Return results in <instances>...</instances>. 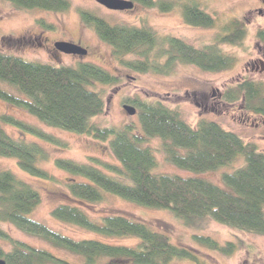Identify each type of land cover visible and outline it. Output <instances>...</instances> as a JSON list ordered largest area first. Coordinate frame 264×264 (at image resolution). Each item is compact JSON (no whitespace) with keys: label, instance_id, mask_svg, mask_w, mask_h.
Listing matches in <instances>:
<instances>
[{"label":"trees","instance_id":"obj_1","mask_svg":"<svg viewBox=\"0 0 264 264\" xmlns=\"http://www.w3.org/2000/svg\"><path fill=\"white\" fill-rule=\"evenodd\" d=\"M20 9L40 8L65 11L69 0H7ZM144 7L170 11L180 0H132ZM182 15L193 26L214 27L216 20L195 0H182ZM85 22L106 41L121 65L139 72L170 74L177 63L194 64L203 70L221 71L235 63L224 54L222 45H242L247 37L246 22L234 18L224 25L223 34L202 48L168 35L159 45V35L150 27L112 24L102 16L81 10ZM41 24H47L40 21ZM264 42V28L256 32ZM136 59L127 58L129 55ZM117 75L90 61L77 65H54L30 61L0 50V98L22 108L49 126L106 141L117 161L90 156L87 161L57 157L55 165L71 175L66 182L72 197L83 202L103 201L106 192L137 204L168 210L185 224L195 226L206 218L264 235V152L256 143L225 129L215 120L202 118L196 127L187 123L176 108L160 100H127L139 111V122L122 126H102L94 118L106 110V102L94 84H115ZM6 84L19 94L5 88ZM230 102L243 101L245 109L264 117V86L244 78L225 90ZM3 124L13 126L38 139L58 145L64 140L41 126L10 113L0 114V156L17 159L18 166L33 176L55 179L40 162L50 158L46 147L36 139L14 137ZM139 127V132L136 128ZM158 138L166 161L194 174L217 170L243 159L232 171H224L222 183L200 175H182L156 170L157 151L147 144ZM41 194L10 169L0 167V224L9 222L19 229L41 237L53 246L78 257L68 260L54 252L9 238L0 227V238L12 243L10 250L0 244V259L6 264H169L189 259L204 264L188 248L174 244L170 236L144 221L123 214H108L93 219L81 205L60 203L52 216L78 225L102 237H133V244L102 238L76 239L49 227L29 214L41 202ZM200 244L224 255H231L238 244H220L209 235L196 234Z\"/></svg>","mask_w":264,"mask_h":264},{"label":"rangeland","instance_id":"obj_2","mask_svg":"<svg viewBox=\"0 0 264 264\" xmlns=\"http://www.w3.org/2000/svg\"><path fill=\"white\" fill-rule=\"evenodd\" d=\"M69 1L71 7L68 10L49 11L40 8L20 9L7 0H0V50L30 61L54 65H77L80 62L90 61L117 75L119 81L115 84H94V88L102 92L106 102L105 112L94 118L99 125L138 124V108L127 100L129 98L160 100L167 106L178 109L181 117L191 126L196 127L202 118L215 120L225 129L239 134L246 142L256 143L264 152V117L245 109L243 101L230 102L225 98V90L244 78H251L264 86V42L256 37L257 30L264 28V0H195L214 17L216 20L214 27L188 24L182 15L180 6L182 0L179 1L180 5L177 3L178 6L170 11H162L158 7H144L136 2L132 8L110 9L96 0ZM81 10L91 11L112 24L150 27L160 36V46L165 45L164 37L172 35L202 48L215 41L219 34H223L224 25L234 18L246 22L248 33L241 46L222 45V52L235 58V63L228 69L213 72L203 70L194 64L179 62L174 67V72L170 74L139 72L119 63L112 47L85 22ZM41 20L47 26L41 24ZM58 41L76 43L86 48L88 52L87 54L66 53L55 46ZM137 57L133 54L127 58ZM2 85L19 94L15 88ZM125 104L135 106L136 113L130 114L125 109ZM2 113H10L35 123L66 142V145L46 142L13 126L3 124L6 131L14 137L38 140L50 154V158L40 162L39 165L49 170L55 179L33 176L18 166L16 158L0 156L1 168L12 170L41 194V202L29 214L30 217L76 239L99 237L113 243H135L136 238L133 237H102L98 233L52 216V210L60 203L78 204L96 220L117 213L144 221L154 229L167 233L174 244L195 252L204 264H264L263 234L225 225L211 218H206L195 226L187 225L168 210L143 206L110 192H106L105 199L97 203L75 199L66 186L71 175L57 167L54 160L62 157L85 162L90 156H97L106 161L116 162L117 159L109 143L89 135L49 126L26 110L0 98V114ZM138 130L139 127L136 128L137 132L140 131ZM147 144L157 151L159 163L156 170L159 172L200 175L215 183H222L221 175L224 171H232L243 164V159H239L217 170L194 174L166 161L160 151L161 141L158 138L148 140ZM0 227L11 239L46 248L70 261L78 259L69 251L57 248L12 223L3 222ZM196 234L212 236L220 244L234 241L238 244V249L231 255L221 254L197 242ZM0 244L8 250L12 248V243L8 239L0 238ZM169 264H195V262L189 259H175Z\"/></svg>","mask_w":264,"mask_h":264},{"label":"water","instance_id":"obj_3","mask_svg":"<svg viewBox=\"0 0 264 264\" xmlns=\"http://www.w3.org/2000/svg\"><path fill=\"white\" fill-rule=\"evenodd\" d=\"M100 4L110 8V9H128L132 8L135 3L132 0H96ZM55 46L66 53H75V54H87V49L82 47L81 45H78L76 43L67 42V41H58L55 43ZM125 109L130 114L136 113L135 106L125 104ZM0 264H6V261L4 259H0Z\"/></svg>","mask_w":264,"mask_h":264}]
</instances>
